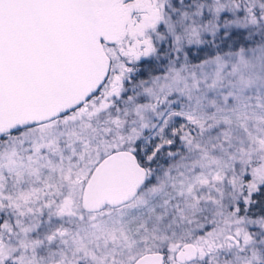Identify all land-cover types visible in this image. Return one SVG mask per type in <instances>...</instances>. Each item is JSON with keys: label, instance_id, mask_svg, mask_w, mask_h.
<instances>
[{"label": "snow or ice", "instance_id": "6c2138e0", "mask_svg": "<svg viewBox=\"0 0 264 264\" xmlns=\"http://www.w3.org/2000/svg\"><path fill=\"white\" fill-rule=\"evenodd\" d=\"M0 264H264V0H0Z\"/></svg>", "mask_w": 264, "mask_h": 264}]
</instances>
